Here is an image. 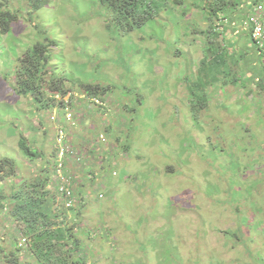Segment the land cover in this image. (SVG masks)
Listing matches in <instances>:
<instances>
[{"label":"rangeland","instance_id":"374dc122","mask_svg":"<svg viewBox=\"0 0 264 264\" xmlns=\"http://www.w3.org/2000/svg\"><path fill=\"white\" fill-rule=\"evenodd\" d=\"M227 1L156 0L155 18L128 33L98 0H43L38 10L0 0V11L16 15L9 34L0 30V162L15 163V172H0V248L29 240L14 195L51 172L55 129L65 126L61 110L16 90L18 61L39 43L51 58L41 92L55 78L77 91L65 129L69 144L87 149L81 163L69 161L86 196H75L71 212L84 206L70 246L80 241L78 258L264 264V60L248 33L232 39L226 30L213 50L226 52L224 61L211 63L208 13ZM82 84L107 88L104 108L81 99ZM23 137L44 154L26 158ZM30 249L11 263L0 251V264H47Z\"/></svg>","mask_w":264,"mask_h":264},{"label":"trees","instance_id":"16d2710c","mask_svg":"<svg viewBox=\"0 0 264 264\" xmlns=\"http://www.w3.org/2000/svg\"><path fill=\"white\" fill-rule=\"evenodd\" d=\"M30 1L34 10H38L40 6H42L41 0ZM98 1L102 4L103 8L106 7L107 14L114 19L113 21L117 23L118 26L124 28L128 33L141 28L148 21H151L155 18L154 13H152V9L154 6H157L156 0ZM218 1L220 0H216L215 2ZM242 1L243 0H230L231 4L225 7H223V5L219 8L215 7L210 13H208L209 26L207 28L208 35L206 43L207 55H212L210 56V59L212 60L211 63L217 62L221 65L223 63L221 61H224L223 55L224 53L226 54V52L223 53L222 50H220L217 54H213V50L215 48L217 49V45H219L220 37L219 34H216L213 31L215 30V26L221 20L220 17H224L221 22L225 24V31L231 29V33L234 34V31L236 32L241 27L243 20L245 19L242 14L239 15L236 13L238 6ZM0 6H2L1 3ZM193 9L197 10L199 8L193 6ZM15 21L16 15L13 16L12 12L3 10L0 11V30L2 33L11 32L12 25ZM224 21H226V23H224ZM232 22L236 23L235 28H232ZM193 25H198L199 27V24L196 22L193 23ZM197 30L198 28L196 27L192 28V32L194 33L197 32ZM250 39L252 40L251 37ZM52 45L56 46V43L51 42L50 46ZM178 53L180 52L178 51ZM259 55L264 60V53L261 52ZM232 56H236L235 51L233 52ZM50 59V57H47V47L37 43L32 48H30L23 57L19 59L17 66L18 72H15L17 74L16 90L18 94L24 97L34 93L37 101H44L45 103L42 104L45 107H48V109L54 105L50 104L52 99L49 96L59 92L64 94L65 92L62 90L63 82L60 83V78L53 79V82L49 83L46 87L44 86L45 90L41 92L43 90L46 74L48 73V70L46 71V67L51 63ZM207 60V58L204 59V61L201 62V66L209 65L210 63H205ZM202 76L207 79L205 73L202 74ZM209 78H211L212 81H216L217 79L214 77ZM219 80L217 82H221ZM82 89L83 92L86 93L90 98L102 99L103 97L101 96L105 94L107 88L101 84H85L82 85ZM249 92L252 91L249 90ZM99 140L101 141V139ZM102 143L106 145L107 141ZM28 145L29 144L27 140L23 137L20 141L19 147L26 158L34 160V158L41 157L44 154L43 152L42 154L39 152L33 153ZM75 146L77 147V152H83L80 147H78V145ZM95 147L97 149L100 148V146L97 145H95ZM102 152L104 151H100V154H102ZM78 158H81V156H78ZM79 162H81V159H79ZM69 167H71V171L73 173L78 172V168L72 167V165H69ZM48 168L49 167L47 166L45 179L37 178L35 183L32 185H27L26 188H24L20 193L14 195L16 200L15 212L17 214V218L25 225L24 233H26V235L29 237L28 243H30V250L34 255V260L37 259L38 261L45 262L47 264H53L54 262L55 264H86L84 258L80 259L77 256L80 251V241L76 240L75 249L70 247L71 242H73L72 240L74 231L78 224H81V222L73 221L71 217V212L73 209L70 210L66 208L65 204L61 202V194H58V192L55 191L57 189L50 190V176ZM6 169L10 170L11 172H15V163L12 159L5 158L0 162V172H4ZM90 171L93 174L92 177H94L92 180H94L96 179L100 169L95 174L92 172V170ZM84 192V190L76 192L75 189L73 191L74 196L82 195V197L86 198ZM83 207L84 206H79L78 204V208L80 210L77 209L76 212L74 211V215L77 216V218L80 216V214L82 215V210H84ZM12 212L14 211L12 210ZM13 257L18 259L17 253L12 250L11 255H8V258ZM35 263L36 262H34V264Z\"/></svg>","mask_w":264,"mask_h":264},{"label":"clouds","instance_id":"9594fccd","mask_svg":"<svg viewBox=\"0 0 264 264\" xmlns=\"http://www.w3.org/2000/svg\"><path fill=\"white\" fill-rule=\"evenodd\" d=\"M41 1H43V0H41ZM50 0H46V2H49ZM212 1H216V0H212ZM264 0H243L242 2H241V4L238 6V9H237V11H236V13L237 14H239V15H241L242 14V16L245 18L244 20H243V24L241 25V27L235 32L234 31V34H232L231 32H232V30L231 29H229L228 30V36H230L229 38H232V39H235V38H237L238 37V35L239 34H241V33H248L249 34V36L252 38V40L254 41V43L252 44V45H249V46H251V47H255V48H257L259 51H261L262 53H264V44L263 45H261V44H259V42L255 39V36H254V29H253V27H252V24H251V17H252V14H254V12H255V9L257 8V6L259 5V4H261L262 2H263ZM228 2V4H231L230 3V0H228L227 1ZM42 6H43V4H42ZM197 8H200V7H197ZM198 10V9H197ZM221 18V20L224 18V17H220ZM221 20L216 24V26H215V30H213L214 31V33H216V34H219L220 35V37H219V41L221 40V41H224V36H223V34H222V32H224L225 31V24H223L222 22H221ZM224 23H226V21H224ZM236 27V23L235 22H232V28H235ZM9 34V33H8ZM251 40V41H252ZM206 42V41H205ZM207 44V43H206ZM206 47H207V45H206ZM232 54H233V52H232ZM65 85V83L63 82L62 83V85ZM82 85H85V84H82ZM62 90H64L65 92H64V94H62V92H59V93H57V94H54V95H50L51 96V99H52V103L50 102V104H54L53 105V107L55 108V110H61L62 112H63V117H64V120H65V126L63 127H60L61 128V130H63L64 131V133H65V136H66V145L69 147V148H72V150H74V152H76L77 154H78V156H81V157H83L82 155H81V153H79V152H77V147L74 145H72V144H69V142H68V134H67V132H66V129H65V127H66V125L67 126H69L70 124H72V122L69 120V123L67 124V115L69 114V112H72V111H75V109L73 108V106L76 104V101H73V99H74V97L76 98V96H77V91L75 92L72 88H64V86L62 87ZM80 95H81V99H83V100H90V101H92V102H94L95 101V104L97 105V106H100V107H102V108H104V106H105V103L104 102H102L101 101V99H99V98H90L89 96H87V94L86 93H84L83 91L80 93ZM79 95V96H80ZM49 96V97H50ZM73 97V98H72ZM67 99H69L68 101H67ZM78 102L80 103V109H81V111L82 110H84V108H83V104L81 103V101L80 100H78ZM52 116H55L56 117V115L53 113L51 116H50V120H51V118H52ZM52 121V120H51ZM57 121V117H56V120L55 121H53V122H56ZM55 137H54V140H53V157H52V159H51V164H52V170H51V172H49V176L50 175H52V173L54 172L55 173V162H56V156H57V151H56V138H57V135H58V133H59V127L57 128V129H55ZM101 136H103L104 138H105V136L104 135H101ZM101 136L99 137V139H101ZM106 139V138H105ZM106 141H107V139H106ZM82 146L84 147L85 146V144H80V149L82 150ZM83 151V150H82ZM87 151V149H84V151L82 152V153H84V152H86ZM40 153V152H39ZM78 156L76 157V158H74L75 160H76V162H78V163H81V162H79V159L80 158H78ZM72 158V156H70V157H66V166H69V165H72L71 164V162H69L70 161V159ZM84 158V157H83ZM77 163V164H78ZM72 167H76L75 165L74 166H72ZM48 169H50V167L48 168ZM71 175H73V177L75 178V186H74V189L75 190H77L78 189V187H79V182L77 183V179H76V177L75 176H78V175H76V173H73L72 171H71V167H69L68 168V170H67ZM49 188H50V190H52V189H57V183L55 182V181H52V180H50L49 179ZM55 191H57L58 192V194H59V191H58V189L57 190H55ZM102 196V195H101ZM75 197V196H74ZM99 198H100V196H99ZM15 199V198H14ZM60 199H61V202L64 204V200H63V198H62V196L60 197ZM16 201V200H15ZM6 213V215H7V212H5ZM71 217H77V216H71ZM17 218V217H16ZM18 219V218H17ZM19 220V219H18ZM21 221V220H20ZM73 221H74V219H73ZM21 223H22V221H21ZM29 246V243H28V239H26V238H21V240H20V242L16 245V244H14V248H11L8 252L5 250V248H0V251L1 252H5L7 255H3L4 256V259H6V261L7 262H9V263H11L12 261H11V259L12 258H8V254L9 255H11V251L13 250L15 253H19L20 252V254H23V250H24V248H27Z\"/></svg>","mask_w":264,"mask_h":264},{"label":"built area","instance_id":"2783aa9c","mask_svg":"<svg viewBox=\"0 0 264 264\" xmlns=\"http://www.w3.org/2000/svg\"><path fill=\"white\" fill-rule=\"evenodd\" d=\"M251 24L254 29L255 39L259 42V44H264V1L257 6L254 14L251 17ZM68 116V115H67ZM52 121L56 120L55 116H52ZM103 141L106 139L101 136ZM56 162H55V182L57 183V189L61 194L64 204L66 208L72 210L76 207L77 201L74 197V185L75 178L68 171L64 170L66 166V157L72 156V158H76L78 154L69 148L66 145V136L63 130H59V133L56 138Z\"/></svg>","mask_w":264,"mask_h":264},{"label":"crops","instance_id":"0c3cea01","mask_svg":"<svg viewBox=\"0 0 264 264\" xmlns=\"http://www.w3.org/2000/svg\"><path fill=\"white\" fill-rule=\"evenodd\" d=\"M252 45V44H251ZM251 47V46H250ZM89 142V141H86ZM104 151V150H103ZM107 151H104L103 154L105 155ZM83 211V210H82ZM83 213V212H82ZM72 219H74V217H72Z\"/></svg>","mask_w":264,"mask_h":264}]
</instances>
